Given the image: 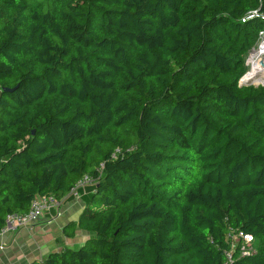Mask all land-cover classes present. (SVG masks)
I'll return each mask as SVG.
<instances>
[{
  "label": "trees",
  "instance_id": "obj_1",
  "mask_svg": "<svg viewBox=\"0 0 264 264\" xmlns=\"http://www.w3.org/2000/svg\"><path fill=\"white\" fill-rule=\"evenodd\" d=\"M263 29L264 0H0V231L95 179L85 241L29 264H264Z\"/></svg>",
  "mask_w": 264,
  "mask_h": 264
},
{
  "label": "crops",
  "instance_id": "obj_2",
  "mask_svg": "<svg viewBox=\"0 0 264 264\" xmlns=\"http://www.w3.org/2000/svg\"><path fill=\"white\" fill-rule=\"evenodd\" d=\"M93 189V183L80 186L78 194H67L62 199L58 210L50 206L28 226L0 231V264H29L50 251L82 244L89 235L88 231L76 226L67 233L63 227L78 217Z\"/></svg>",
  "mask_w": 264,
  "mask_h": 264
},
{
  "label": "built area",
  "instance_id": "obj_3",
  "mask_svg": "<svg viewBox=\"0 0 264 264\" xmlns=\"http://www.w3.org/2000/svg\"><path fill=\"white\" fill-rule=\"evenodd\" d=\"M261 34H264V29L258 33V37H260ZM241 76L242 74L240 75V77ZM94 180L95 179L93 176L89 175L88 173H84L82 177H80L76 181V183L71 186L69 194H78V187L84 186L88 183H93ZM61 202V198H56L52 194H37L32 198L27 211L10 212L6 214L5 224L2 227L1 231L15 230L22 226H28L33 221H35L45 209L49 208L50 206H54L58 210L61 206ZM239 235L241 236V242L239 244L240 253H250L252 251L250 246V242L252 240L251 235L249 233H243L241 231L239 232ZM227 256H229V254Z\"/></svg>",
  "mask_w": 264,
  "mask_h": 264
},
{
  "label": "bare ground",
  "instance_id": "obj_4",
  "mask_svg": "<svg viewBox=\"0 0 264 264\" xmlns=\"http://www.w3.org/2000/svg\"><path fill=\"white\" fill-rule=\"evenodd\" d=\"M262 39L259 40V45L250 53V61L252 62V71L249 76H244L241 78L244 80H252L257 83L258 81H264V34L262 35ZM261 59L262 64L259 63Z\"/></svg>",
  "mask_w": 264,
  "mask_h": 264
},
{
  "label": "rangeland",
  "instance_id": "obj_5",
  "mask_svg": "<svg viewBox=\"0 0 264 264\" xmlns=\"http://www.w3.org/2000/svg\"><path fill=\"white\" fill-rule=\"evenodd\" d=\"M263 34L260 35V37L258 38V40L253 43L244 53V61H243V64H244V71L245 74H244V78L245 76H249L251 74V71H252V62L250 61V53L251 51L253 50V48H256L260 43H259V40H261L263 37H262ZM243 71V73H244ZM264 71V70H263ZM242 73V74H243ZM239 81V77H238V80ZM246 81L247 83H251V84H257V83H264V81H258L257 83H255V81H252V80H244Z\"/></svg>",
  "mask_w": 264,
  "mask_h": 264
},
{
  "label": "water",
  "instance_id": "obj_6",
  "mask_svg": "<svg viewBox=\"0 0 264 264\" xmlns=\"http://www.w3.org/2000/svg\"><path fill=\"white\" fill-rule=\"evenodd\" d=\"M259 63L262 64L261 59L259 60ZM238 83L239 84H242V83H247V82L246 81H242V80L239 79ZM260 84H264V83H260Z\"/></svg>",
  "mask_w": 264,
  "mask_h": 264
}]
</instances>
